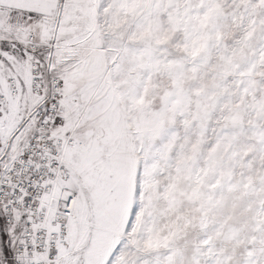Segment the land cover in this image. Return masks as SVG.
Masks as SVG:
<instances>
[{"label":"snow or ice","instance_id":"snow-or-ice-1","mask_svg":"<svg viewBox=\"0 0 264 264\" xmlns=\"http://www.w3.org/2000/svg\"><path fill=\"white\" fill-rule=\"evenodd\" d=\"M0 264H264V0H0Z\"/></svg>","mask_w":264,"mask_h":264}]
</instances>
